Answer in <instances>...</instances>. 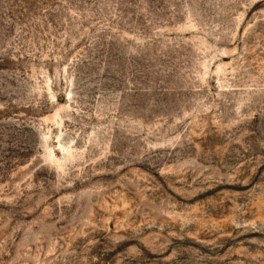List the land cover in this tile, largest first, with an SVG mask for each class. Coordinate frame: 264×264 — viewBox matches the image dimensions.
Returning <instances> with one entry per match:
<instances>
[{
    "label": "rangeland",
    "instance_id": "obj_1",
    "mask_svg": "<svg viewBox=\"0 0 264 264\" xmlns=\"http://www.w3.org/2000/svg\"><path fill=\"white\" fill-rule=\"evenodd\" d=\"M0 264H264V0H0Z\"/></svg>",
    "mask_w": 264,
    "mask_h": 264
}]
</instances>
